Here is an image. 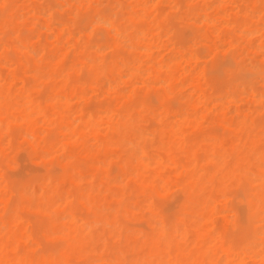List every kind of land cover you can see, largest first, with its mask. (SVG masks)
Returning <instances> with one entry per match:
<instances>
[{"label":"bare ground","instance_id":"6f19581e","mask_svg":"<svg viewBox=\"0 0 264 264\" xmlns=\"http://www.w3.org/2000/svg\"><path fill=\"white\" fill-rule=\"evenodd\" d=\"M13 1L15 0H0V30L4 29L1 33L3 35H5L7 29V33L10 31L9 28L13 24L12 20L15 15ZM92 1L76 0L75 2L83 5L86 3L90 4ZM202 1L207 2L208 0ZM218 1L219 5L225 3V0ZM44 2L50 3V6L54 9L55 3L53 0H44ZM157 2L158 0H118L115 8L110 10L108 6V10L105 8L107 6H105L95 16H91V11L94 9H90V15H87L88 12L85 14L86 18L82 19L79 16L80 18H77L76 21H71L72 23L75 21L73 24H76L74 25L75 28L72 29L67 22L69 19L58 20L59 17L55 15L57 12L52 9L58 21H66L65 24L70 29L69 31L72 32V34H69L66 30L67 27L65 28L69 36L73 37V32L77 30L78 36L83 37L82 39H85L84 41L87 44L86 40L88 38L86 39L83 34L88 28L100 30V33L94 31L93 38L91 37V40H88L90 44L94 43L91 46L78 47L79 43L71 39V42L76 43H74L76 46H73L71 42L66 43L65 40L67 46H62L55 54H51V57L53 56L52 59L49 63H44L43 65H39L37 62L46 61L47 54L52 53L55 49L53 48L49 52L45 45L40 51V57L37 59L34 55L35 53H33L35 48L31 52L32 47L22 40L21 37L25 36L21 33L22 31L15 36V40L18 43L16 44L17 46L11 45L12 41L0 44V51H5L4 65L10 71L7 75L0 68V71L2 70L0 72V117H2L0 119V133H4V135L6 133L7 136V133H16L14 131L15 128L21 127H25L24 132L27 134L37 133L35 119H39L43 126L46 125L48 127L53 126L57 122V124L59 122L63 123L62 127L64 130L62 133H69L73 138L77 137L79 133H99L101 129L103 132L105 130L104 134L107 131V135L111 136L105 143L103 141L108 136L104 137L103 141L97 140V143L98 141L101 142H99L101 145L98 151L100 156L91 159L93 161L90 163V159L87 162V160L76 156L77 153L73 151V155L68 156L66 162L61 165L52 163L49 167H46L43 164L41 166L45 169L43 173H41L42 171L37 172L38 170L29 168L25 164L27 162H25V165L23 163L19 164V169H13L15 173L10 174L8 172L11 170L7 171L6 165L3 164L6 157H4L5 159L0 157V169L5 166L2 169L4 174L0 175V192H4L6 195L5 199L0 201V204L6 207L4 214L0 217V264H81L80 262L76 263L75 260L81 259L85 255L87 256L95 247L102 246V244L104 246L107 245L105 244V239L109 243H111L110 239H116V248L124 244L128 252L132 251L133 255L131 258L127 255L120 256L118 254L114 255L115 258L111 257L112 255L110 256L111 258H108L109 254L105 258L97 256L99 258L96 259L95 257V261L100 262V264H114L115 262L118 264H264V144L259 147L253 142L251 144L248 143L251 137L258 136L260 133L264 135V122L258 123V120H256L253 123L249 115L236 111L238 120L233 125L238 129V134H241L238 144L227 147L220 140L213 138V142L208 145L207 158L202 159L203 157L197 153L199 150L198 144L189 141L177 125H175V130L169 129V133L176 137L174 142L165 141L164 139L157 142L158 136L156 133H166L163 125L172 113L164 104L162 105L164 108L150 110L158 124L148 128L140 125L142 119L139 120L135 116L136 109L133 101L129 102V105L120 102L119 107L118 105L116 107L113 106L112 102L99 103L98 109L95 106V108L84 107V110L80 109L74 113L77 116L72 113L73 117L76 116L74 119L72 118V121L68 120L67 115L74 108L72 102L82 100L81 103L79 102L81 105L85 101V90L88 87L92 90L95 89L97 92H99V89L106 94L113 93L119 101L123 99L129 100L133 93L131 81L137 79V77L143 79L147 84V81L154 84L151 80L155 79L158 84H164L165 86L169 83L171 74L175 73V69L182 71L184 70V65L192 62L197 65V61L201 60V58L202 60L208 59V55L212 56L219 50L218 48L217 50L213 49L209 54L205 51L208 57L205 58L203 53L201 57L203 50L200 49H202V45H200L201 47L199 46L200 48L197 47L198 44L205 41L201 34H195L189 40L191 42L190 45H180L182 48L179 46L178 50H174L180 39L182 41L186 38L177 29L185 19L190 24L193 19H201L203 25L207 27L211 25L215 27L216 21L219 25L224 20L226 22L225 18L227 15L226 13L224 15L221 14L219 7L216 11L218 15L216 19L220 21L215 20L214 16L210 14L211 12L209 14L203 13L202 16L192 5L187 7L185 18H178L179 11L176 10V14H171L172 17L175 15L173 18H170V15H166L161 19H154L147 26L144 20H146L148 10L151 7H155ZM226 2L229 3V0H226ZM263 2L261 1L259 6ZM178 3L180 4L181 1ZM66 5L69 6V3ZM126 5L129 9H127ZM238 6L244 5L238 4ZM175 7L178 8L177 6ZM158 8H156L158 12L155 10V13H160ZM37 9L33 10L37 11ZM124 9L129 11L124 13ZM260 9L262 14V7ZM241 10L240 7L238 9L239 13ZM47 11H49L48 16L51 15V9ZM244 15L246 14L244 13ZM228 16L230 17L228 18ZM228 16L229 21L226 23L227 25L225 22L224 24L227 27L231 25V27L242 33L240 39L246 41L247 35L243 36V34L252 35L255 32L246 22L247 19L243 22L244 19L235 17L236 15L229 14ZM59 25L64 26L62 23ZM259 26L256 31H264V22ZM45 29L47 30V28ZM22 30L25 29L23 28ZM55 30L53 29L52 31ZM218 30L221 29H217V32H219ZM226 31H229V29ZM96 32L100 34L97 41L96 37H94L97 34ZM230 32H232L234 38L230 35ZM110 33H113L114 40L109 42L110 38L107 42L104 39V34L107 36ZM224 35L232 38L229 46L235 45L234 47H238L241 45L236 41L238 37L235 38L236 35H234L232 30L227 34L224 33ZM53 37L55 39V36ZM36 38L38 39L39 37ZM162 38H165V42L170 43L171 48L168 46L169 50L174 49L169 57H167L168 54L165 57H162L163 55L159 57L161 51L158 52V58L160 59L157 60L153 57V51L162 49ZM39 39L41 42L43 41L41 37ZM61 40L59 39L58 42ZM257 41L259 42L260 40ZM70 43L72 48L68 46ZM183 44L186 45L188 43ZM221 44H223L222 41ZM195 46L197 49L199 48L198 51L200 50V53H196L197 51L194 50ZM227 46H225L226 48L222 46V48L224 50H228L227 48L232 49V47ZM260 47L263 48V46ZM73 50H78V53L84 59L80 63L82 64L80 72L85 71L88 74L86 75L87 79H84L82 74L79 79L74 78V74H71L74 65H70L68 61L72 58V52H75ZM135 51L141 53L139 57L134 56L133 52ZM6 52L10 54L8 55L7 53L8 56H6ZM232 53L234 55L235 50H232ZM143 54L150 63L148 67L145 66L146 64L142 60ZM75 57H73L74 62L77 60V57ZM67 58H69L68 61ZM231 61L225 60L221 62L220 60V62L217 61L210 66L208 65L207 69L200 70V73L198 71V75L204 76H202L204 78L202 82L204 80V84L207 83L212 86H216L213 85L215 82L223 86L231 85L232 83L227 85L226 83L219 84V80L225 75L237 74L238 77L230 87L232 90H229L227 95L219 96L215 101H219V104L222 107L225 106V108L226 106L230 108L229 105L235 108V104H243L242 101L245 99L256 102L258 105H264V89L257 88L256 90L253 87L255 83H260L264 87V66L244 70L240 64L233 63V60ZM205 64L207 66V62ZM23 67L26 69V74H30V78L27 77L25 80L16 77V72H20L19 70ZM164 73L168 74V78L159 79V76L164 77ZM22 76L26 78L24 75ZM83 79L84 81L81 82ZM145 82L142 85H145ZM136 83L137 81L133 82V84ZM86 84L89 86L85 87ZM223 86L220 89H224ZM146 87L148 86L146 85ZM126 89L127 92L124 93L125 91L123 90ZM220 92L221 94L225 93L222 90ZM152 99L157 102L155 96ZM152 101V107H156L157 104L152 103ZM211 102L214 103L213 101ZM200 103L202 106L205 105V103ZM101 104L104 105L102 106ZM191 105L189 104V106ZM136 107H144V102L139 103ZM192 110L193 108L188 110L187 107L182 112H176L180 116L177 121L183 122L186 120L184 122L186 123L189 119L186 116L190 115ZM248 112H254L255 114L253 110ZM199 116L200 113L196 117ZM255 119H257V116ZM149 128L153 129L149 130ZM18 131L21 132L20 130ZM45 132L46 130L44 129L43 133ZM120 133H132L133 135L130 136L133 138L124 137L119 142H116L115 137L119 136ZM40 134H42L41 131ZM235 134L238 135L237 133ZM150 136H155L156 139L154 138V141H152ZM87 140H92V138ZM94 140L96 141V139ZM8 143L7 146H9ZM46 143L48 144V142ZM117 143L120 144L121 155L116 154L117 152L112 150ZM36 146L31 151L32 153L30 152V155H36L40 148L38 144ZM13 147L14 145L12 144V151ZM68 149L67 142L62 143L61 141L52 140L47 145L46 152L43 153H45L46 157H49L51 154L57 155L58 152L67 154ZM176 151L184 154L187 159L186 165L183 161L185 158L182 156L176 159L174 155L177 154L175 153ZM27 156L30 158L29 154ZM254 157L255 159H253ZM17 159L15 160L19 163L21 161L20 157L19 160ZM82 160L86 161V163L82 162ZM43 161L45 159L41 160L42 163ZM121 163L123 165L117 168V164ZM188 168L191 169V172L187 174L185 181H182L181 177L179 182L173 183L163 175L168 169L186 172ZM101 177L108 183L117 184L116 188H113L114 190H121V192L117 191L116 193V205L112 206V204H109L110 206L106 210H104V205L108 204H99L101 199L92 196V193H100L104 189L101 188L102 190H99L98 185L101 181L99 178ZM68 178L71 186L65 190L63 187L66 183L64 186L62 185ZM134 182L138 183L137 193H135V189L129 190V183L133 184ZM101 183L103 185V182ZM132 184H130L131 188H133ZM34 187H38L39 190L35 191ZM173 187H176L181 194L183 193L181 195L178 191L183 197L178 198L177 201L176 199L174 201L170 200L173 203H167L169 199L165 198H168L169 191L171 193V191L175 190L172 189ZM178 192L176 191V194ZM158 197L164 198L166 201L164 199L159 200ZM223 201H226L225 203L227 201L233 202L232 208L228 212L225 211L227 214L217 206L222 204L221 202ZM78 207H81L82 210L84 209L83 212L86 210L87 212L85 213L88 214L83 215L78 212ZM22 210L24 211L23 213L20 212ZM25 211L36 215L37 221H44L45 224L40 227L35 225L34 227L32 223L34 221L33 215H28L32 218H24L23 214L26 213ZM132 212L141 213L144 220L137 222L133 226L130 223L128 226L126 224L130 221L126 223L121 214ZM222 213H225V216L229 215L232 219L229 223L230 226L225 230L219 225L218 227L215 220V216L218 214V216H221ZM31 223L33 224V229L29 231ZM28 225H30L29 229L27 228ZM230 229L232 231L236 230L238 233L243 232L246 236L244 238L234 237V234H231L232 232L228 234ZM39 233L44 235L47 242H45L44 238H42L43 240L40 238V241L36 237ZM35 237L39 242H36ZM55 241H57L56 245L52 243ZM27 243H29L27 246L28 250L25 251L21 246ZM108 248L114 250V243ZM187 252H191L193 257L189 256L187 260H184L182 256ZM217 254L221 255L217 258L218 260H216Z\"/></svg>","mask_w":264,"mask_h":264},{"label":"rangeland","instance_id":"374dc122","mask_svg":"<svg viewBox=\"0 0 264 264\" xmlns=\"http://www.w3.org/2000/svg\"><path fill=\"white\" fill-rule=\"evenodd\" d=\"M45 1H47V0H45ZM67 1L66 0H53V2L55 3V5L52 3L54 5V9L52 8V6H50V3L44 2V0H15V1H13V4L15 6V15H14L13 20H12L13 24L9 28L10 31L8 33H7L8 29L5 31V35L1 34L4 31V29L0 30V38H1L0 44L3 42L9 43L11 41H12V44L10 43L11 45L18 44L17 41L15 40V36L17 34H19L20 31H22L21 33H23L26 36L25 37L23 35L24 37H21L22 40L26 44H29L32 47L31 52H33V50L35 48L33 53H35L34 55L36 56L37 59L40 57V54H41L40 51H41V49H43L45 47V45L47 46L49 52L54 48L55 50H53L52 53H48V51H47L48 54H47L46 61H44L42 63L37 62L39 65L40 64L43 65L44 63H49V61L53 57V56L51 57V54L52 55L55 54V52H57L60 49V47L65 46V45L67 46L66 43L71 42V39L76 41V43H79V45H77L78 47L93 45L94 43L90 44V42L88 40H91V37L95 34L94 31H98V30H94L92 28L93 29V31H92L91 27H90L91 30L88 28V30L83 34L86 37V39L88 38V40H86V42H87V44H86L84 41L85 39H82L83 37H79L78 36L79 34L77 33V30H75V29H74L75 33L73 32L74 35H72L73 37L69 36V34H72V32L69 31L70 29L65 24L66 21L63 22V21H58V20L69 19V21H67V22L70 25L69 27L72 29V28H75L74 25H76V24H73V23H75L77 18L78 19L80 17H82V19L86 18V15H85L86 12H88L87 15H90V13H89L90 9H94L91 11L92 12L91 16H95L105 6H107L105 8L108 10H109L108 6L110 7V10L115 8L116 2L118 0H93L90 4L86 3L88 6L86 4L80 5V4L75 2L76 0H67ZM179 1H181L180 4L178 3ZM182 1L183 0H158L157 5L155 7H151L148 10V13H150V14L147 13V17H146V20H144V23H147L146 25L148 26L150 24V22L153 21L154 19H161L162 17H164L166 15H170V18H173L175 15H173V17H172L171 14H176V10L179 11L178 12L179 14L177 15L178 18H185V16H186L185 12L187 10V7L192 6V5H193L192 7L195 8L196 11H198L202 16H203V13L209 14L211 12L210 14H212V16H214L215 20L220 21L219 19H216L218 17L216 11L218 10V7H219L220 13L223 15L225 13L227 16L229 14L230 15H236L235 17L243 18L244 19L243 22L246 21V19H247L246 22L249 24L251 29L255 30V32H253L252 35L251 34L250 35L249 34H243V36L247 35V37L245 38L246 41L244 39H240L242 33H240L237 29H234L233 27H231L230 24L232 21L230 22L229 27L226 26L227 25L226 23H228V21H229L228 18L230 16H228V18L226 16V18H225L226 22L224 20L226 25L224 24V22H220V25H219V24H217V21H216L215 27L213 25H211L209 27L203 25L201 19H199V20L196 19L197 21L195 19H193L192 21H190L191 24L189 22H187V20L185 19L183 22L184 26L182 23L179 25V27L177 29H179V32L181 33V35H183L186 38L183 39L182 41L180 39V42H178V45H176V46L174 45L175 47L173 46L175 49L172 48L170 50L168 49V46L169 47L171 46V45H169L170 43L165 42V38L164 39L162 38L163 39L161 42L162 49L160 48L159 51L154 50L153 51V57L156 58L157 60H159L160 58H158L157 53L160 51H161L160 52L161 54L159 57H161L162 55H163L162 57H165L167 54H168L167 57H169V55H171L173 53V49L178 50L180 45L181 46L190 45L191 42L189 40H191L195 36V34L196 35H198V34L203 35L204 40H205L204 42L197 45V47L202 45V49H200V50H203V51L201 52V55L200 54L199 55L202 57V53L205 54L206 52H208V54H209L211 52V50H213V49L217 50V48H218L219 50H217V51L215 50L216 52L214 53V55H212V54H211L212 56L208 55L209 57L206 56L207 54H205V56L203 55L205 58L208 57V59L202 60V58H201V60H199L200 62L197 61L198 64L200 63V65L194 64L195 62H192L194 65L192 63H187V64L185 63L186 65L183 64L185 66V67H183L184 70L178 71V69H175L174 70L175 73L171 74V78L169 77L170 80L168 81L169 83L165 86H164V84L163 85L160 83L158 84V81L155 79L151 80L152 82H154V84H151L150 81H147L148 82V84H147L143 79H141L140 77H137L138 80L134 79L131 81V85L133 86L132 87L133 93H132V96L129 100L123 99V100L119 101V99H116V97L113 93H107L106 94L103 90L101 91L98 89V91L100 92V94H99V92H97L95 89L92 90V89H90V87H88L85 90V96H84L85 101L83 102L84 104L82 103L80 105L82 100H75V102H72V106H74V108L71 109L70 113L67 115L68 120L72 121L77 116L74 113H76V111H79L80 109L84 110V107H86V108L92 107L93 108L95 106L96 109H98L97 106H99V103H102V102L103 103H105V102L111 103L112 102L113 106L116 107V105H118V107H119L120 102H122L123 104L124 103L128 104L129 102L133 101V105L136 109L135 110V112H136L135 116L138 117L139 120L142 119V121L140 122V125H142L144 128H148L150 126L151 127L157 126V124H158L156 119H155V116L150 112V110H153L156 108H164V106H162L164 104L167 106L166 107L167 109L169 108L170 111H172V113L169 115L170 118L165 120L164 125H163L164 131L166 133H156L158 136V141L157 140L156 141L159 142L161 139H164L165 141L174 142L176 137L172 133H169V129L171 128V129L175 130V125H177L180 128V130L183 132L184 136L187 137L189 141H193V142H196L198 144L199 150L197 151V153L200 154L201 157H203L202 159L207 158L208 145L213 142V138L220 140L227 147L234 145V144H238L237 142H238L239 138H241V136H240L241 134H238L239 133L238 129L236 128L235 125H233V123H235V121L238 120V118L236 117L237 116L236 111L249 115V118H251V121L253 123L256 122V120H258V123L264 122V105H258V103H256V102L245 99L244 101H242L243 104L242 103H238L240 105L235 104V108L232 105H229L230 108L227 106L225 108V106L222 107L219 104V101H215V99L218 98L219 96L227 95V92L229 90H232V89H230V87H231V85L234 84L233 82L238 77L237 74H234V75L228 74V75H225V77H223L224 76L223 75L222 76L223 78L221 80H219V84H225L226 83V85H227V84L232 83L231 85H228V86L218 85L217 82H215L213 84L216 86H212L210 84L208 85L207 83L204 84V80L202 82V79H204V78H202L203 75H201V76L198 75V71L200 73L204 69H207L208 65L210 66L217 61L220 62V60H221V62H224L225 60L232 62L231 60H233V63L240 64L244 68V70H251V69H255L257 67L264 66V57H263L264 56L263 55L264 54V31L263 30H257L256 31V29L260 27L259 25L264 22V19H262V18H264V2L262 4H260V6H259V3L261 1H264V0H229V3L226 2V0H225L224 1L225 3H222L221 5L218 4V2H219L218 0H214V2H213V0H208L207 2H204L202 0H184L183 3H182ZM65 2H67V3H65ZM211 2H212V4H211ZM68 3H69V6L66 5ZM231 3H233V4H231ZM234 3H236V4H234ZM237 3L239 5H242V4L244 5V6H240L242 9L240 13L238 11V9H240V7L238 6ZM126 4H128V3H126ZM175 6H177L178 8H176ZM34 7L38 8L39 10L37 9V11H34L33 10V9H35ZM157 7H159L158 9H159L160 13H157L158 12L156 10ZM260 7H262V9H263L262 14H261L262 11H261ZM234 8H235V11H234ZM50 9H51V12H50L51 15H49L50 16L49 17L48 16L49 11H47V10H50ZM52 9L55 12H57V14H55V15H57L59 17V19L55 18ZM127 9H129L128 6H127ZM22 10H24L25 12ZM155 10L157 11L156 13L154 12ZM103 11H104V9H103ZM128 11L129 10L124 9V13H127ZM254 11H256V12H254ZM244 13L246 15H244ZM256 13H259V14H256ZM182 14H184V15H182ZM88 17H90V16H88ZM231 19H232V17H231ZM73 20H75V21L72 23L71 21H73ZM252 22H253V24H252ZM61 23L64 24L65 27L59 25ZM252 25H254V26H252ZM222 26H223V28H222ZM62 27H64V29H62ZM66 27H67L66 30L69 32V34L65 30ZM23 28L25 30H22ZM45 28H47V30L50 29L51 31L49 30L50 31L49 32ZM52 28L56 29V30L52 31L53 30ZM35 29H36V31H35ZM217 29H221V30H218L219 32H217ZM227 29H229V31H231V30L233 31L234 35H236L235 38L238 37V39L236 41L239 42L241 45H239L238 47H234L235 45L229 46L230 42L232 41L231 36L233 37V34H232V32H230L231 36L224 35V33H226V34L229 33V31H226ZM98 32H96L97 34L94 36V37H96V41H97L98 37L100 36V34H99L100 32L99 33ZM53 33H55V35H53ZM51 34H52V36H51ZM5 36H7V37L4 38ZM53 36H55V39H57V40H55ZM56 36H57V38H56ZM104 36H105L104 39L107 42L110 38H111V40H109V42L114 40L113 33L107 34V36H106V34H104ZM36 37H39V38L41 37V40H43V41L41 42L40 39L39 38L37 39ZM221 37H225V38H221ZM58 38L62 39V40L60 42H58V40H59ZM79 38H80V40H79ZM4 39H5V41H4ZM65 40H66V43H65ZM218 40H220V41H218ZM257 40H260V41L258 42ZM177 41H179V40H177ZM221 41L223 44H221ZM91 42H93V41H91ZM71 43L73 46H76L75 42L72 41ZM71 43L68 44V46H70L72 48ZM183 43H185V44L188 43V44L184 45ZM257 44H258V46H257ZM221 45L223 47L228 45L229 47H232V49L227 48L228 50H226V49L224 50V48H222ZM181 46H180V48H182ZM215 46H216V48H215ZM260 46H263V48ZM197 47L195 46L194 50L197 51L196 53L198 54V53H200L199 52L200 50L198 51V49L201 46L198 49H197ZM260 49H261V51H260ZM232 50L233 51L235 50L234 55L232 53ZM73 51H75V52H72L73 53L71 55L72 58L71 59L67 58V61L69 59L68 63H70V65H74L73 70L71 71V74H74V78H78V79L82 74L84 79L85 78L87 79L86 75H88V74H86L85 71H83L85 74L83 72H80V67H82V64H80V63H82V61L84 59L81 56V54L78 53L79 52L78 50L77 51L73 50ZM45 52H46V50H45ZM7 53H8V55L10 54L9 52H6V56H8ZM11 53H12V51H11ZM133 53L135 54V55L133 54L135 57H139V55L141 54L139 51H135ZM74 56L77 57L76 62H74V59H73ZM228 57L233 58V59L230 60V58H228ZM4 58H5V51L2 50V52L0 51V68H2V70H4V73H7V75H8V73L10 71H9L8 67L6 65H4ZM142 60L145 62L146 67H148L150 65L149 61L147 60V57L144 54L142 56ZM206 62H207V66H205ZM183 65H181V66H183ZM197 67L199 68L198 70H197ZM176 68H179V67H176ZM181 69H179V70H181ZM19 71L20 72H16L17 73L16 77H18V78L20 77V78L25 80V79H27V77L30 76V74H26V69L24 67ZM22 75H24V77H26V78H23ZM72 77H73V75H72ZM161 78L167 79L168 74L164 73V77L159 76V79H161ZM84 79L81 82H83ZM73 81H74V79H73ZM136 81H137V83L133 84V82H136ZM143 81L146 83L145 85H142V83L144 84ZM146 85L148 87H146ZM86 86H89V85L86 84L85 87ZM222 86L224 87V89L223 88L220 89ZM253 87L256 90H257V88H260L261 90L264 89L263 85L260 83H255L253 85ZM89 89H90V92H89ZM260 89H258V90H260ZM220 90L225 91V93L221 94ZM123 91H125L124 93H126L127 89L123 90ZM218 93H220V94H218ZM37 95H39V94H37ZM154 96H155V99L159 103L160 106L153 99H152L153 101L151 100V98H154ZM151 101L154 104L156 103L158 106L156 105V107H152ZM211 101H213L215 104L212 103ZM134 102H136V103H134ZM142 102H144V107H136L139 103H142ZM200 102L205 103V105L207 103V105L202 106V104ZM250 103H252V104H250ZM189 104H192V105L189 106ZM101 105L103 106L104 104H101ZM241 105H244V106L241 107ZM72 106H71V108H72ZM173 107H176V108H173ZM187 107H188V110L193 108V110L191 111L192 114L190 113V115L186 116L189 118L187 120V122L184 123L186 120L183 122L177 121L180 116H178L176 114V112H178V111L182 112ZM227 108H229V109H227ZM89 110L92 111L91 109H89ZM252 110L255 111V114H254V112L253 113L248 112V111L252 112ZM72 113L76 116L73 117ZM193 113H195V114H193ZM199 113H200V116L196 117ZM256 116H257V119H255ZM175 118H177V119H175ZM0 119H2V117H0ZM40 122H41V120L35 119V129L37 130V133L27 134L24 132L25 127L15 128L14 131H16V133H13V134L7 133L8 134L7 136H6V133H5V135H4V133L3 134L0 133V149H2L0 151V157H3V158L6 157V159L4 158L5 159L4 163H3V161H2V163L6 165L7 171L8 170L13 171V172L9 171L8 173H10V174L15 173L13 169H17V168L19 169L18 165L21 163H23V165L26 164L29 168H31L33 170H36V171L38 170L37 172L42 171L41 173H43V171L45 170L43 167H41L43 164H45L46 167H49L52 163H54L56 165H59V164L61 165V164L66 162V160L68 159V156L73 155V153H72L73 151L77 153L76 156H79L81 159L87 160V162L90 159V161H89V163H90L91 161H93L91 159H93L94 157L100 156V155H98V151H99L100 145H101L100 141H103L104 137L108 136L107 135L108 132L106 131V134H104L105 130L103 129L104 130V132H103V131H101L102 130L101 129L99 131V133H79V135H77V137L73 138L72 135H70L69 133H62V131L64 129L62 127L63 123H61V122H59V124H57L58 123L57 122L56 124H54L53 126H50V127H48L46 125L43 126V123L42 122L40 123ZM182 123H184V124H182ZM46 127H47V129H46ZM153 128H155V127H153ZM44 129L46 130L47 133L46 132L43 133ZM152 129L149 128V130H152ZM17 130H20L21 132H19V131L17 132ZM40 131L42 132V134H40ZM229 131H231V132H229ZM218 132H220V134H218ZM235 133H237L238 135H236ZM87 134L89 135V137ZM41 135H43V136H41ZM130 135H133V134L132 133H120L119 136L115 137V140H116V142L117 141L119 142L120 140H122L121 138H124V137L132 139L133 137ZM155 136H153V137L150 136V139L152 141H154V138L156 139ZM226 136H227V138H226ZM109 137H111V136L109 135L106 138V140L104 139L103 143H105L109 139ZM90 138H92V140L88 141L87 139H90ZM94 139H96V141ZM52 140H56L57 142L61 141L62 143L67 142L69 149L70 148H72V149L71 150L68 149L67 154L62 153V152L61 153L58 152L57 155L51 154L49 156L50 158L46 157L45 153H43V152H46L47 145H49ZM97 140H100V141H98V143H97ZM41 141H42V143H41ZM46 142H48V144ZM252 142L255 145H258L259 147H262V145L264 144V135H262V133H260L258 136L251 137V139L248 141V143L251 144ZM7 143L9 146H7ZM12 144L15 147V149L13 147V151L11 150ZM36 144H38V146L40 147L38 149V152L34 156L32 154L30 155V152L35 147H37ZM112 150L117 152L116 154H118V155L122 154L120 151V144L119 143H117L115 145V147L112 148ZM27 152H29V153H27ZM175 153H177V154H174L176 159H179L180 156L185 158V160H183V161L185 162V165H186L187 159L184 156V154L181 153L180 151H176ZM27 154H29L30 158H28V156L26 157ZM21 156L23 157L24 162L22 161ZM19 157H20V160L22 162L20 161L18 163V161H16L15 159L18 158L17 160H19ZM42 159H45V161H43V163L41 162ZM253 159H255V157ZM84 160H82V162L86 163V161H84ZM0 161H1V159H0ZM25 162H27L28 164ZM89 163H87V164H89ZM181 164L184 165L182 162H181ZM122 165H123L122 163L117 164V168H119ZM4 168H5V166H4ZM4 168H2V169H4ZM2 169H0V175L1 176H2V174H4V172H3L4 170H2ZM189 172H191L190 168H188L186 170V172H182L181 170L176 171L174 169H168L163 173V175L166 178H168L171 182L177 183V182H179V179H181V177H182L181 180L185 181L187 174ZM5 176L7 177V175H5ZM176 179H178V180H176ZM99 180H101L99 182V185H98L99 190L101 191L102 190L101 188H104V189L100 193H98V192L92 193V196L94 198L96 197V198L101 199L99 204H102V205H104V203L108 204V205H104L105 206L104 210H106V208L110 206L109 204H112V206L116 205V201H115L116 193H117V191L121 192V190L120 189L114 190L113 188L114 187L116 188L117 184L115 185L114 183H108L105 180H103L102 177L99 178ZM101 182H103L104 186L101 185L102 184ZM104 182H105L106 186H105ZM65 183H66V185H65L66 188L64 186ZM67 183H68V185H67ZM134 183L133 184L129 183V190L132 191L135 189V191H136L135 193H137L138 183L137 182H134ZM130 184H132L133 188H131ZM62 186H64L63 189H65V190H67L71 186V182H70L69 178L67 179V181L65 180L63 182ZM34 189H35V191L39 190L38 187H34ZM172 189H175V190L171 191V193L169 191L168 198H165V199H169V200H167V203H173L170 200L174 201L176 199V201H177L178 198L183 197V196H181V195H183V193L181 194V192L176 187L175 188L173 187ZM176 191L177 192L179 191L181 195L179 194V192L176 194ZM138 193H139V191H138ZM5 196L6 195L4 192H0V201L5 199ZM107 196L109 197L108 199H107ZM158 199L163 200L164 198L158 197ZM113 201H115V202H113ZM225 202L226 201H223V202H221L222 204H218L217 206H218V208L220 207V210H223L224 212L225 211L228 212L232 208L233 202H229V201H227V203H225ZM236 202H238V201L236 200ZM236 205H237V203H236ZM5 210H6V207L4 205L0 204V217L4 214ZM78 210H79L78 212H80L83 215L88 214V213H85V212H87L86 210H85V212H83L84 209L82 210L81 207L80 208L78 207ZM20 212L23 213L24 211L22 210ZM225 213H222V215L220 214L221 216H218L219 215L218 214L217 215L218 217L215 216L217 226L218 225L221 226L222 228H224V230L227 229L228 226H230L229 223L232 221V219L230 218L229 215L225 216ZM19 214L21 215V213H19ZM28 215L30 216L33 214H29L26 212L23 214V217L24 218L27 217V219L33 217L34 221L32 223L34 224V227H35V225L37 227H40L42 224L43 225L45 224L44 221H42V222L37 221L36 215H33L32 217H29ZM121 216L123 217L124 220H126V223H128L127 221H130L128 224H126L128 226L130 223L133 226L137 222L144 220V219H142V215L139 212H132V213H126V214L122 213ZM33 224L31 225V228L29 227L30 225H28L27 228L28 229L30 228L29 231H31L33 229L32 228ZM231 229L229 230L228 234H230L232 232L231 234H234V237L237 236V237H243L244 238L246 236V235H244L243 232L238 233V232H236V230L232 231L233 229L232 230ZM230 236H232V235H230ZM36 237H38L39 240H40V238H41V240H43L42 238H44V235L39 233V235H37ZM36 237H35V240H36ZM44 240H45V238H44ZM46 240H45V242H47ZM110 241H111V243H109L108 240L105 239V244H107V245L104 246L102 244V246L95 247L92 252L87 254L88 257L85 255L81 259H76L75 260L76 263L80 262L81 264H100V262L98 263L95 260L98 259L100 256H103L104 258L108 257L107 254H109L108 258H111V257L115 258L114 257L115 254H118L120 256L127 255L129 258L132 257V255H133L132 251H130L131 253L128 252V250L125 248L124 244L123 245L121 244L120 246H118L119 248H116L117 247L115 245L116 239H110ZM36 242H39V241L36 240ZM42 242H44V241H42ZM56 242L57 241L52 242V243H54V245H56L55 244ZM113 243H114L115 249L111 250L110 248H108V246L112 245ZM28 245H29V243L22 244L21 248L23 250L27 251ZM129 254H130V256H129ZM97 256H99V257H97ZM189 256L193 257V256H191V252L184 253V255L182 257L184 258V260H187V258ZM220 256H221L220 254H217L216 260H218L217 258ZM95 257H96V259H95ZM114 264H118V263L115 262Z\"/></svg>","mask_w":264,"mask_h":264}]
</instances>
